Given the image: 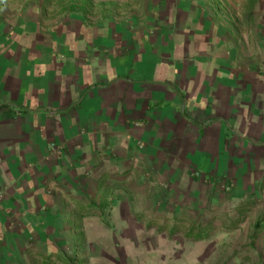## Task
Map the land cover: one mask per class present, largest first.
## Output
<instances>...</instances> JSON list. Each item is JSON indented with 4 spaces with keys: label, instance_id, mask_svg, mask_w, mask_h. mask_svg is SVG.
<instances>
[{
    "label": "crops",
    "instance_id": "1",
    "mask_svg": "<svg viewBox=\"0 0 264 264\" xmlns=\"http://www.w3.org/2000/svg\"><path fill=\"white\" fill-rule=\"evenodd\" d=\"M149 2L0 0V264H264V0Z\"/></svg>",
    "mask_w": 264,
    "mask_h": 264
},
{
    "label": "rangeland",
    "instance_id": "2",
    "mask_svg": "<svg viewBox=\"0 0 264 264\" xmlns=\"http://www.w3.org/2000/svg\"><path fill=\"white\" fill-rule=\"evenodd\" d=\"M62 2V7L63 10H70L72 9V7H70V5L72 3L76 4V11L81 13V14H86L90 17H100V16H114V17H120V16H124L127 12L130 13H137L139 12L140 16L142 15L140 12V9H149L151 7V4L149 2V0H61ZM219 7L221 6V11H225V8H227L225 6V3L221 2L220 5H218ZM75 8V7H74ZM75 10V9H74ZM72 10V11H74ZM104 178H99L96 180L95 182V186L94 189H98L99 190V196H97L99 199L95 198L93 199V201L89 200L87 203L88 209L90 211H94V213L98 214V215H103V217L106 218L107 213L109 212V209L113 206V200L110 198L113 197L114 193L112 194V190L117 188V184H110L108 187L105 186L106 184H104V186H102V182H104ZM106 181V179H105ZM110 192L111 196L108 195V198L106 199V194L105 192ZM110 197V198H109ZM91 199V198H90ZM131 205H133V209L134 206L135 207H141V206H145L147 208H150L149 205V201H134V202H130ZM135 209H139V208H135ZM166 212V211H165ZM89 213V212H88ZM98 217V216H97ZM101 223L105 226H110L108 223H105V220L102 219L101 217L98 218ZM139 222H144L145 224H147L148 227L151 226H155V224H159V226H164V225H168L170 228H174V234L173 235H182V236H186L187 232H183V229H190L192 227H195L200 221L201 218L197 217V216H186V217H168V216H159L156 219L153 217H147V216H137L136 218ZM80 221V220H78ZM156 222V223H155ZM171 234V233H169ZM81 233H77L76 234V238L77 239H73V246L71 248V255L68 258V260L71 261V263H74L75 260L78 257V252L76 250V243L75 241H78L79 244V248L81 247L80 245V241H81ZM241 235H245V234H240ZM252 235V234H251ZM232 238V241L234 240V242H240L241 239L235 241V236L236 234H231L230 235ZM189 240L192 239L188 238ZM228 247V246H227ZM79 251L81 252V249H79ZM44 256V255H41ZM46 259V258H45ZM48 260H42V262L40 264H48L47 263ZM20 264V263H19Z\"/></svg>",
    "mask_w": 264,
    "mask_h": 264
}]
</instances>
